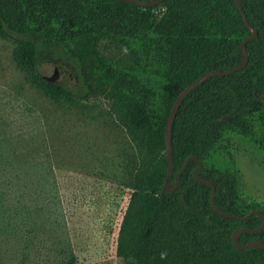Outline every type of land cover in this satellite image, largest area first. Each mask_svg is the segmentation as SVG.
<instances>
[{
  "label": "trees",
  "instance_id": "16d2710c",
  "mask_svg": "<svg viewBox=\"0 0 264 264\" xmlns=\"http://www.w3.org/2000/svg\"><path fill=\"white\" fill-rule=\"evenodd\" d=\"M240 1L247 19L236 0H163L149 7L123 0H0V37L14 42V59L30 82L57 101L108 100L139 148L117 246L125 264H264V246L249 245L264 242L263 218L246 217L256 209L239 197L232 152L224 147L229 168L206 164L227 134L249 137L264 150V0ZM251 28L258 34L247 43L244 68L212 76L182 102L172 133L174 171L166 182L173 104L209 71L241 65ZM44 60L74 64L83 94L45 80ZM146 75L163 83L160 96ZM3 146L0 140V263L35 254L45 207L37 186L23 182L18 154ZM242 229L250 230L237 235L245 248L234 240Z\"/></svg>",
  "mask_w": 264,
  "mask_h": 264
},
{
  "label": "rangeland",
  "instance_id": "374dc122",
  "mask_svg": "<svg viewBox=\"0 0 264 264\" xmlns=\"http://www.w3.org/2000/svg\"><path fill=\"white\" fill-rule=\"evenodd\" d=\"M159 7L155 11L160 12ZM15 44L0 37V140L5 151L16 152L24 180L33 182L45 207L40 242L28 260L0 264H125L117 254L123 217L133 190L139 148L103 97L83 98L79 104L55 100L30 82L14 59ZM113 60L117 50H103ZM39 63L41 75L54 64ZM60 67L59 82L83 94L74 64ZM146 80L158 94L163 83ZM171 89V86H166ZM206 160L210 167H231L234 156L240 199L264 211V150L249 137L227 134ZM42 217V218H41ZM17 245L8 248L12 253ZM74 255L72 263L70 256Z\"/></svg>",
  "mask_w": 264,
  "mask_h": 264
},
{
  "label": "water",
  "instance_id": "95a60500",
  "mask_svg": "<svg viewBox=\"0 0 264 264\" xmlns=\"http://www.w3.org/2000/svg\"><path fill=\"white\" fill-rule=\"evenodd\" d=\"M123 1H126V2H129L131 4H134V5H137V6H142V7H149V6H155V5H158L160 3H162L163 0H154V1H148V2H144V1H139V0H123ZM241 12L243 13L244 15V18L247 19L246 15H245V12H244V9H243V6H242V3L240 0H236ZM252 29V34L248 37H246L243 42H242V48H243V53H244V61L241 65L239 66H235V67H232L230 68L229 70L227 71H221V70H213V71H209L208 73L204 74L203 76H201L200 78H198L195 82H193L192 84L188 85L180 94L179 96L177 97L175 103L173 104V107L171 109V112H170V115L168 117V121H167V125H166V130H165V135H166V153H167V157H168V175H167V178H166V182H167V179L169 178V176L172 175L173 171H174V156H173V145H172V133H173V126H174V122H175V119H176V116H177V113L180 109V106L182 105V102L184 101V99L186 98L187 95L190 94L191 91H193L195 88H197L198 86H200L202 83H204L206 80H208L209 78H211L212 76L214 75H217V74H221V75H231L232 73H234L235 71H238V70H241L244 68V66L246 65V63L248 62V59H249V56H248V53H247V43L250 39L254 38L257 36L258 34V31L257 29L255 28H251ZM63 64L59 65L58 64H54L53 66V70L50 74H43L42 77L49 81V82H52V83H56L59 81L60 79V67L63 69V70H68L70 71V65L66 62H62ZM230 117L229 116H225V117H222L220 119V121H223V120H228ZM202 167V162L199 163V167L195 170V174L197 173V171ZM181 173V172H180ZM180 173L177 174V179L180 175ZM199 180L205 182V183H208L210 185H212L211 182L205 180V179H202V178H198ZM167 186V184H166ZM214 191H215V188L213 189V193H212V204L214 206L215 205V202H214ZM223 214L227 215V216H231V217H236L234 215H230V214H227L226 212H223ZM259 214L262 216L263 218V224L261 225L260 228L264 227V214L262 212H259L257 210L255 211H252L251 213H249L246 217H248L250 214ZM245 217V218H246ZM241 231H250L249 229H242V230H239L237 233H235L234 235V240L236 242V244L238 245V241H237V235L238 233H240ZM253 244H258V245H262L264 246V242H254V243H251L249 245H253ZM247 245V246H249ZM239 247L241 248H245L247 246H241V245H238Z\"/></svg>",
  "mask_w": 264,
  "mask_h": 264
}]
</instances>
